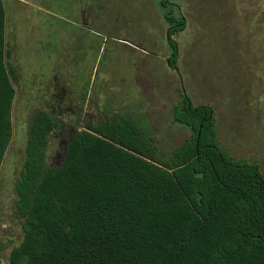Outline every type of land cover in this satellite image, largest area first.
<instances>
[{
	"label": "rangeland",
	"instance_id": "1",
	"mask_svg": "<svg viewBox=\"0 0 264 264\" xmlns=\"http://www.w3.org/2000/svg\"><path fill=\"white\" fill-rule=\"evenodd\" d=\"M157 0H2L6 65L15 94L11 137L0 164V260L21 240L13 184L30 117L59 122L46 163L60 162L71 126L127 116L157 151L180 145L189 130L170 108L182 95L214 113L220 146L256 163L264 176V0H171L184 29L174 69ZM58 156V157H56Z\"/></svg>",
	"mask_w": 264,
	"mask_h": 264
},
{
	"label": "trees",
	"instance_id": "2",
	"mask_svg": "<svg viewBox=\"0 0 264 264\" xmlns=\"http://www.w3.org/2000/svg\"><path fill=\"white\" fill-rule=\"evenodd\" d=\"M175 67L185 22L158 2ZM0 0V164L11 137L15 89L6 65ZM173 123L189 136L165 153L127 116H112L67 138L60 162L46 163L58 120L36 111L14 180L21 240L5 264H264V176L219 144L214 113L180 93ZM0 264H4L0 260Z\"/></svg>",
	"mask_w": 264,
	"mask_h": 264
},
{
	"label": "flooded vegetation",
	"instance_id": "3",
	"mask_svg": "<svg viewBox=\"0 0 264 264\" xmlns=\"http://www.w3.org/2000/svg\"><path fill=\"white\" fill-rule=\"evenodd\" d=\"M160 1H163V2H165L166 4H169V5H173V2H171V0H157V2H156V4H157V7H158V2H160ZM159 9V8H158ZM181 18L183 19V17L181 16ZM184 20V19H183ZM165 36H166V32H165ZM73 130H75V127H73V126H71V128L69 129V131H68V134L66 135V140H67V138L69 137V135L72 133V131ZM61 143H65V140L64 141H61ZM56 157H58V156H56ZM58 165V164H57ZM57 165H55V166H57Z\"/></svg>",
	"mask_w": 264,
	"mask_h": 264
}]
</instances>
